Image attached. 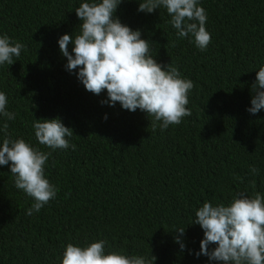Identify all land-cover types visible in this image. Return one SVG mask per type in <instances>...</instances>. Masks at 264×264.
Returning <instances> with one entry per match:
<instances>
[{
    "label": "trees",
    "instance_id": "16d2710c",
    "mask_svg": "<svg viewBox=\"0 0 264 264\" xmlns=\"http://www.w3.org/2000/svg\"><path fill=\"white\" fill-rule=\"evenodd\" d=\"M83 2L0 0V36L26 47L15 63L0 65V92L15 114L0 115V129L6 122L12 139L51 153L45 176L58 189L27 215L33 198L15 187L10 164L0 165V264H62L69 243L99 240L106 254L154 256L153 264H216L196 256L204 237L191 224L196 210L206 201L227 206L242 194L264 195V109L247 111L264 66V0H199L211 35L203 51L193 37H177L163 6L152 13L137 11L140 0L118 6L115 16L140 30L157 62L171 63L194 84L191 116L165 130L139 109L102 104L106 90L95 95L78 69L66 70L58 40L79 34L75 9ZM68 47L71 53L74 45ZM54 118L74 131L68 149L35 138L34 120ZM3 138L0 131V144ZM180 227L182 236L174 232Z\"/></svg>",
    "mask_w": 264,
    "mask_h": 264
},
{
    "label": "clouds",
    "instance_id": "9594fccd",
    "mask_svg": "<svg viewBox=\"0 0 264 264\" xmlns=\"http://www.w3.org/2000/svg\"><path fill=\"white\" fill-rule=\"evenodd\" d=\"M123 0H88L75 9L81 21L79 34L62 35L59 50L66 57V70L76 72L85 89L95 95L107 91V100L101 101L114 107L117 102L130 112L139 109L160 123L161 130L170 125H180L191 116L188 94L194 84L181 77L178 68L171 63L164 66L151 55L149 40L141 38L140 30H132L121 23L115 13ZM163 6L171 17L178 38H194L195 46L205 50L211 42L206 30V11L199 0H140L137 11L152 13ZM73 44L72 52L69 45ZM26 50L20 42H12L7 35L0 36V65L15 63L21 51ZM251 114L264 109V66L257 71L251 85ZM8 100L0 92V115L14 120L15 114L6 110ZM107 119V116H105ZM5 122L0 131L4 138L0 144V165L10 164V174L15 187L33 198L27 215L39 212L57 195L58 189L45 176V165L51 153L32 147L24 139H12ZM32 127L39 144L52 150L68 149L67 137L74 131L59 118L35 119ZM75 144L71 148L75 150ZM253 167L251 173L258 174ZM253 187L255 181L252 182ZM191 224L199 225L204 233L200 251L216 264H264V195L256 192L253 197H234L229 205H213L204 202L196 210ZM186 228L175 230L182 236ZM180 236L175 242L185 248ZM106 241L99 240L74 246L69 243L63 254L62 264H153L156 257L128 256L116 252L105 253ZM210 245L215 247L210 249Z\"/></svg>",
    "mask_w": 264,
    "mask_h": 264
}]
</instances>
